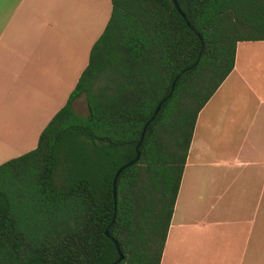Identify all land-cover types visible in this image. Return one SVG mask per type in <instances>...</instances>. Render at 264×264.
<instances>
[{"label":"trees","instance_id":"obj_1","mask_svg":"<svg viewBox=\"0 0 264 264\" xmlns=\"http://www.w3.org/2000/svg\"><path fill=\"white\" fill-rule=\"evenodd\" d=\"M109 1L65 102L0 163V264H111L105 227L116 264H158L196 114L236 42L264 40V0H176L188 26L171 0Z\"/></svg>","mask_w":264,"mask_h":264},{"label":"crops","instance_id":"obj_2","mask_svg":"<svg viewBox=\"0 0 264 264\" xmlns=\"http://www.w3.org/2000/svg\"><path fill=\"white\" fill-rule=\"evenodd\" d=\"M109 12V0H0V163L34 148ZM198 214L233 230L212 251L218 260L264 264V40L236 42L196 114L158 264L171 232L183 239Z\"/></svg>","mask_w":264,"mask_h":264},{"label":"rangeland","instance_id":"obj_3","mask_svg":"<svg viewBox=\"0 0 264 264\" xmlns=\"http://www.w3.org/2000/svg\"><path fill=\"white\" fill-rule=\"evenodd\" d=\"M72 109L80 115H85L86 106L83 95L78 96L72 101ZM23 150V149H21ZM24 151H22L23 153ZM4 162V161H2ZM218 217L215 223H209L208 217H202L198 214L192 218L194 227L184 229L183 239L177 240L171 232L170 240L166 248V254L164 256L163 264H213L218 261V264H228L226 258L218 260V255H214L212 251L219 250L218 245L223 237L227 234L233 233L230 225L222 222L223 220ZM205 222V224H203ZM208 222V223H207ZM202 224V225H200ZM198 225V226H196ZM194 256L198 258L195 262L191 260ZM231 260L232 257H230ZM220 259H222L220 257ZM231 264V262H229Z\"/></svg>","mask_w":264,"mask_h":264},{"label":"water","instance_id":"obj_4","mask_svg":"<svg viewBox=\"0 0 264 264\" xmlns=\"http://www.w3.org/2000/svg\"><path fill=\"white\" fill-rule=\"evenodd\" d=\"M171 3H172V5H173L174 9L177 11V13L182 17L184 23L188 26V22L186 21L184 15L180 12V10H179V8H178V5H177V3H176V0H171ZM200 51H201V49L199 50V52H200ZM175 78H176V77H174V79H175ZM171 87H172V84H171ZM165 98H166V97H164L163 99H161L160 102L157 103V105L155 106V109H154V111H153V115H154L155 112L158 110L160 103H161ZM153 115L148 119V121H146V123H144V125H143V127H142V130H141V133H140L139 139H138L137 143H136L135 146H134V156H133V158L130 159L129 161H127L126 163H124L123 165H121V166L115 171V173H114V175H113L112 182H111V186H112V197H113V199H114V184H115V179H116V177H117V175H118V173H119V171H120L121 169H123V168H125V167H127V166H129V165H131V164H133L134 162L137 161V159H138V146H139V144H140V142H141V140H142L145 126H146V124L152 119ZM107 228H108V227H105V229H104V235H105L106 237H108V239L113 243L114 250H115V252H116V254H117L116 259H115L111 264H116L117 262H119V261L122 259V254H121V252L119 251L118 245H117V243L115 242V240H114L112 237H110V236L108 235Z\"/></svg>","mask_w":264,"mask_h":264}]
</instances>
